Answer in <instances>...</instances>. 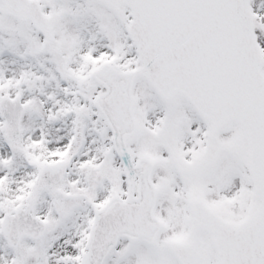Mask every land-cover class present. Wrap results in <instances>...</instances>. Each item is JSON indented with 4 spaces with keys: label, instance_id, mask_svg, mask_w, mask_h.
<instances>
[{
    "label": "snow or ice",
    "instance_id": "snow-or-ice-1",
    "mask_svg": "<svg viewBox=\"0 0 264 264\" xmlns=\"http://www.w3.org/2000/svg\"><path fill=\"white\" fill-rule=\"evenodd\" d=\"M0 264H264V0H0Z\"/></svg>",
    "mask_w": 264,
    "mask_h": 264
}]
</instances>
